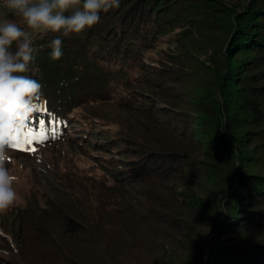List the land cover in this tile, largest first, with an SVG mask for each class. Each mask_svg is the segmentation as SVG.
Instances as JSON below:
<instances>
[{
    "label": "rangeland",
    "instance_id": "374dc122",
    "mask_svg": "<svg viewBox=\"0 0 264 264\" xmlns=\"http://www.w3.org/2000/svg\"><path fill=\"white\" fill-rule=\"evenodd\" d=\"M245 1L225 3L239 11ZM191 14L179 11L171 25L164 27L165 35L153 30L147 47L139 44L135 51L128 49L126 54H117L110 45L103 49L98 41L90 39L87 30L80 33L87 35L84 39L89 45V59L107 72L110 91L102 101L94 94L97 103L92 101L91 106L74 109L71 105L68 112L73 114L72 123L60 139L31 145L34 152L8 150L7 167L18 177L14 185L18 199L7 213L0 214V235L10 244L13 240L22 242L21 247L16 245L26 254L27 261L165 264L172 252L181 257L180 249L185 244L193 248L195 236L208 234L205 225L200 233L178 231L181 221L177 223L172 217L181 220L186 214L177 200L175 183L164 187L152 182L125 184L108 190L113 187L110 180L119 177L116 173L126 170L131 160H139L147 148L154 153L175 155L174 158L185 155L187 126L196 128L192 124L197 117L194 104L201 94L213 89L214 71L227 41L219 21L215 27L202 30L193 27ZM5 20L24 27L22 19L0 0V23ZM120 26L117 21V31L111 37H118ZM40 37L37 35L35 40ZM207 58L215 64L208 63ZM117 92L129 94L123 95L130 98L128 102L118 100ZM94 116L98 121L93 120ZM85 120L87 127L83 125ZM87 128L89 134L83 141L82 130ZM124 153H131L132 157H124ZM186 156L203 160L200 155ZM45 202L59 209L56 217L41 218L34 213ZM25 209L29 211L21 216ZM68 220L75 224L76 231L71 234L66 227ZM35 224H40L37 229ZM15 256L22 263L19 254Z\"/></svg>",
    "mask_w": 264,
    "mask_h": 264
},
{
    "label": "trees",
    "instance_id": "16d2710c",
    "mask_svg": "<svg viewBox=\"0 0 264 264\" xmlns=\"http://www.w3.org/2000/svg\"><path fill=\"white\" fill-rule=\"evenodd\" d=\"M225 1L120 0L118 8L101 12L100 21L86 31L103 49L110 45L120 54L135 51L139 44L147 47L153 30L165 35L164 27L171 25L179 11H188L193 27L208 30L219 21L227 37L214 71L217 81L194 104L197 117L192 124L196 128L187 126L185 155L174 158L147 148L139 160L127 162V169L116 173L119 177L108 179L113 183L108 190L125 184L152 182L164 187L175 183L177 200L186 214L181 220L172 217L177 223L181 221L178 231L193 234V230L200 233L204 225L209 228L207 235L195 236L193 248L185 244L180 249L181 257L174 251L165 264H264V0H247L239 11ZM117 21L121 26L116 34L121 37L115 38L111 35L117 31ZM59 35L49 32L34 41L38 51L27 75L43 87L27 124L32 127V135L27 136L24 129L17 137L22 145L28 139L32 145L60 139L72 123L73 114L68 112L71 105L76 109L97 103L110 91L104 67L88 57L87 35L61 36L63 56L51 59L49 44ZM207 61L215 64L210 58ZM123 95L129 94L117 92L116 98L128 102L130 98ZM40 119L43 124H38ZM83 123L88 126L86 120ZM82 131L84 141L89 129ZM135 145L140 147L139 142ZM187 154L200 155L203 160ZM123 155L132 157L131 153ZM45 203L34 213L41 218L56 217L59 209ZM28 211L25 209L21 216ZM66 227L70 234L76 231L70 220ZM3 243L10 241L0 235V246ZM8 244L0 247V264H37L27 261L26 254L18 249L22 242Z\"/></svg>",
    "mask_w": 264,
    "mask_h": 264
},
{
    "label": "clouds",
    "instance_id": "9594fccd",
    "mask_svg": "<svg viewBox=\"0 0 264 264\" xmlns=\"http://www.w3.org/2000/svg\"><path fill=\"white\" fill-rule=\"evenodd\" d=\"M3 5L22 19L24 27L11 20L0 23V214L18 199V177L7 167L8 150L27 126L43 87L27 75L38 51L33 46L36 36L60 34L49 44L51 59L59 60L61 36L83 33L100 21L101 12L118 8L120 0H3Z\"/></svg>",
    "mask_w": 264,
    "mask_h": 264
},
{
    "label": "snow or ice",
    "instance_id": "6c2138e0",
    "mask_svg": "<svg viewBox=\"0 0 264 264\" xmlns=\"http://www.w3.org/2000/svg\"><path fill=\"white\" fill-rule=\"evenodd\" d=\"M44 123V120L43 119H40L38 121V124H43ZM38 127V125H35ZM27 132V136H31L32 135V127H29L28 125L24 128ZM33 141L31 139H28L26 144H21L18 142V139L17 138H14V141L13 143L11 144V147H14V148H18L19 150L21 151H35L36 149L34 147H31Z\"/></svg>",
    "mask_w": 264,
    "mask_h": 264
}]
</instances>
